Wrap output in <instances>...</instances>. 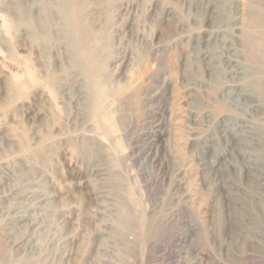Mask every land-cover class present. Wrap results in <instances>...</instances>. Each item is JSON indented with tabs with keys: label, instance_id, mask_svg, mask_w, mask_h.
<instances>
[{
	"label": "rangeland",
	"instance_id": "obj_1",
	"mask_svg": "<svg viewBox=\"0 0 264 264\" xmlns=\"http://www.w3.org/2000/svg\"><path fill=\"white\" fill-rule=\"evenodd\" d=\"M75 2L0 0V264H264V0Z\"/></svg>",
	"mask_w": 264,
	"mask_h": 264
},
{
	"label": "bare ground",
	"instance_id": "obj_2",
	"mask_svg": "<svg viewBox=\"0 0 264 264\" xmlns=\"http://www.w3.org/2000/svg\"><path fill=\"white\" fill-rule=\"evenodd\" d=\"M63 3L65 4V7H66V9L65 8H63L64 9V11H62V17H63V20L65 21V30L66 31H68L69 32V34H70V32H71V27H73V25H75V27L76 26H78L79 28H81L82 27V25H81V22L79 21V19H78V21L77 20H75V18H74V15H71L70 16V14H72V12H71V10H72V7H74L75 8V6H76V2H75V0H63ZM48 4V3H47ZM46 4V5H47ZM74 4H75V6H74ZM50 5V4H49ZM62 5V4H61ZM27 6V5H26ZM51 6V5H50ZM28 7H30V6H28ZM47 7V6H46ZM26 8V7H25ZM27 9V8H26ZM62 9V10H63ZM45 10H47V8L45 9ZM23 11V10H22ZM29 11V10H28ZM27 11V12H28ZM43 11V10H42ZM49 11H50V9H49ZM61 11V10H60ZM59 11V12H60ZM47 12V11H46ZM57 12V11H56ZM21 13V12H20ZM31 13V12H30ZM43 13V12H42ZM49 13V12H48ZM50 13H51V11H50ZM54 13V12H53ZM52 13V14H53ZM58 13V12H57ZM28 14V13H27ZM42 14H40V16H41ZM48 15V14H47ZM51 15V14H50ZM56 15V14H55ZM21 16V15H20ZM57 16V15H56ZM45 17H47L46 15H45ZM52 17V16H51ZM54 17V16H53ZM21 18V17H20ZM25 18V17H24ZM61 18V17H60ZM23 19V18H22ZM54 18H52V20H53ZM58 19V18H57ZM57 19H54V20H57ZM23 20H25V19H23ZM30 20V19H29ZM52 20H51V18H50V20H49V18H48V21H51L52 22ZM62 20V21H63ZM28 21V20H27ZM59 21V20H58ZM63 21V22H64ZM54 22H56V21H53V23ZM69 22L71 23V24H69ZM75 24H74V23ZM50 23V22H49ZM57 23V22H56ZM62 23V22H61ZM41 24H42V22H41ZM77 24V25H76ZM42 25H44V24H42ZM41 27H43V26H41ZM58 28H60V27H58ZM42 29H44V27L42 28ZM50 29V28H49ZM76 29V28H75ZM81 30V29H80ZM57 32H58V30H57ZM75 32V31H74ZM62 33V32H61ZM51 34V33H50ZM56 35H57V33H55ZM73 34H75V33H73ZM63 35V34H62ZM48 37V36H47ZM56 37V36H55ZM57 38H59V37H57ZM66 38V37H65ZM49 39V38H48ZM62 39H63V37H62ZM61 39V40H62ZM59 40H60V38H59ZM64 40V39H63ZM66 40V39H65ZM64 40V41H65ZM71 44V43H70ZM72 45V44H71ZM76 50V49H75ZM73 50H71V52H72ZM74 54V53H73Z\"/></svg>",
	"mask_w": 264,
	"mask_h": 264
}]
</instances>
